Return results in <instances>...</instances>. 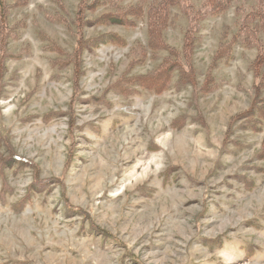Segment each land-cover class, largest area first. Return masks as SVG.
Returning a JSON list of instances; mask_svg holds the SVG:
<instances>
[{
    "label": "rangeland",
    "instance_id": "obj_1",
    "mask_svg": "<svg viewBox=\"0 0 264 264\" xmlns=\"http://www.w3.org/2000/svg\"><path fill=\"white\" fill-rule=\"evenodd\" d=\"M84 1L0 0V264H264L259 46L224 50L262 0L199 17L182 77L159 65L205 0L156 51L163 0Z\"/></svg>",
    "mask_w": 264,
    "mask_h": 264
},
{
    "label": "trees",
    "instance_id": "obj_2",
    "mask_svg": "<svg viewBox=\"0 0 264 264\" xmlns=\"http://www.w3.org/2000/svg\"><path fill=\"white\" fill-rule=\"evenodd\" d=\"M231 0H205L204 6L205 11L202 12L200 10L194 12L193 17L191 18V25L185 32L184 42L181 50L176 49H168V56L163 59V63L159 65L160 67L163 66V69L167 66L169 62H171L172 66L176 67V70H178V73L180 74V77L182 76H191V72L189 71L190 66L185 64L186 59L190 54L192 56L194 52V45L196 43V36L198 32L196 31V27L198 24V18L200 17L203 19V17H217L220 16L224 11L227 10L229 7V3ZM103 0H95L93 4H89L87 0L82 2L78 19L79 21L81 16L85 13L87 14L92 9L97 7V4H102ZM262 3L264 5V0H262ZM191 3H188V0H163L160 3H155V5L151 6V16L155 20L153 24L151 25V30L154 35V39H157L159 43H151L150 41V47L153 49V51L159 50L160 48L166 49V45L163 42L162 43V37H163V31L167 28V25H169V15L170 10L168 7H178L179 9H191L190 6ZM154 10V14L152 11ZM186 11V10H185ZM187 12V11H186ZM141 13V10L139 12L137 7H130L122 9V12L117 13L116 15L107 17V15L99 18L95 23L100 25H121V26H129L130 24H127V18L129 16H138ZM187 14H189L187 12ZM256 17V26L259 27V31L264 33V10H259L255 13H253ZM140 16V15H139ZM84 25V21L82 22ZM251 26L249 23H245L238 27L237 33H235L232 38L231 42L227 44L224 48V46L221 47V49L224 48H235L236 45H242L247 48H251L252 46H256L258 48L259 46V52L256 57V59L252 62L253 67L255 68L254 72V79H255V88L256 89H262L264 88V39L258 40L255 39L250 32H256L257 28L250 29ZM100 43H108L116 41L117 36L115 35H108V36H101ZM153 40V39H152ZM85 43H83L84 45ZM2 45V43H1ZM261 103L264 104V99L261 100ZM260 114V113H259Z\"/></svg>",
    "mask_w": 264,
    "mask_h": 264
}]
</instances>
